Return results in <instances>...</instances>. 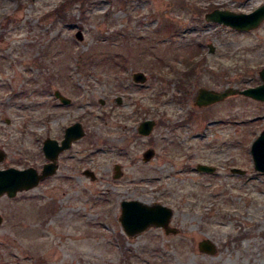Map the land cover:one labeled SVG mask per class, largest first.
<instances>
[{"label": "rangeland", "instance_id": "rangeland-1", "mask_svg": "<svg viewBox=\"0 0 264 264\" xmlns=\"http://www.w3.org/2000/svg\"><path fill=\"white\" fill-rule=\"evenodd\" d=\"M62 1L0 0V168L40 170L44 138H62L75 121L85 130L54 175L0 197V264H264V173L250 154L264 102L236 94L204 111L193 105L199 87L261 83L264 21L240 31L204 14L249 13L264 0H68L55 12ZM136 71L144 84L132 81ZM146 118L156 124L140 136ZM200 163L215 170L197 171ZM131 199L171 207L178 232L127 237L118 218ZM202 239L214 254L198 250Z\"/></svg>", "mask_w": 264, "mask_h": 264}, {"label": "water", "instance_id": "water-1", "mask_svg": "<svg viewBox=\"0 0 264 264\" xmlns=\"http://www.w3.org/2000/svg\"><path fill=\"white\" fill-rule=\"evenodd\" d=\"M205 20L210 22H217L233 29L240 31H249L257 28L264 21V4L257 6L249 13L233 12L230 10L215 9L207 12L204 16ZM78 40L82 39L81 30L75 33ZM213 48H210L212 51ZM261 83L244 89L225 88L221 91L199 87L196 91L193 105L197 107H206L211 104L223 101L227 97L240 94L251 99L264 102V66L258 72ZM134 82L144 83L147 76L141 72H135L132 76ZM63 104H68L71 100L62 95L59 90L54 92ZM120 103V98H117ZM103 103V100H101ZM156 122L153 119H146L139 123L137 128L138 133L143 136H148L155 126ZM85 131L80 122H74L65 129L64 138L61 143L55 139L46 138L43 141L42 149L45 158L48 160L43 164L40 171L29 166L26 168L7 167L0 168V197L7 195L12 198L19 192L28 191L36 187L39 182L49 176L54 175L58 169L57 159L59 154L70 147L71 142L75 139L83 137ZM250 154L252 157L253 168L259 173H264V129L252 141L250 146ZM154 155L153 149H147L143 153V160L148 161ZM3 153L0 152V160H2ZM197 171H204L211 173L215 170L213 166L207 164H197ZM232 173L244 174L245 170L233 167ZM86 176L94 179L95 176L92 171H84ZM121 175V166L114 165V178ZM173 216V209L162 203H145L137 199L122 200L120 202L119 223L124 234L127 237H134L149 228L156 227L163 230L165 234H176L178 229L171 225V218ZM3 217L0 214V224ZM198 250L206 254H214L216 252L215 244L209 239H202L198 242Z\"/></svg>", "mask_w": 264, "mask_h": 264}, {"label": "trees", "instance_id": "trees-1", "mask_svg": "<svg viewBox=\"0 0 264 264\" xmlns=\"http://www.w3.org/2000/svg\"><path fill=\"white\" fill-rule=\"evenodd\" d=\"M63 1L60 2L59 5L56 8H54L55 12H60L61 11L60 7L64 6L65 2H68V0H63ZM63 17L64 18L66 17L65 13L63 14ZM186 66H187V72H188L186 76L189 77V75H191L193 64L192 63H188V64H186ZM176 81H177L176 82L177 86L180 88L179 90L183 93V94L179 95V97L177 98V102L178 103H183L186 100V94L188 92V86L186 85L188 81L185 80L184 78L177 79ZM188 119H190V118H188ZM0 259H1V257H0Z\"/></svg>", "mask_w": 264, "mask_h": 264}, {"label": "flooded vegetation", "instance_id": "flooded-vegetation-1", "mask_svg": "<svg viewBox=\"0 0 264 264\" xmlns=\"http://www.w3.org/2000/svg\"><path fill=\"white\" fill-rule=\"evenodd\" d=\"M133 74H134V72L131 74V79H132V76H133ZM132 81H133V79H132ZM134 82V81H133ZM135 84H140V85H142V84H144V83H138V82H134ZM198 89V88H197ZM197 89H196V91H197ZM196 91H195V94H196ZM188 93V92H187ZM188 95V94H187ZM195 97V96H194ZM117 98H120V103L117 101ZM115 101L118 103V104H120L121 105V103H122V98L120 97V96H116L115 97ZM194 101V100H193ZM196 108H198L197 110H200V111H202L203 109H205L206 107H197V106H195ZM204 111V110H203ZM187 118V117H186ZM188 118H192V114H189L188 115ZM147 119V118H146ZM146 119H143V120H146ZM149 119V118H148ZM142 120V121H143ZM154 120V119H153ZM75 122H79V121H75ZM156 122V121H155ZM74 123V122H73ZM72 123V124H73ZM81 123V122H80ZM140 123V122H139ZM71 125V124H70ZM70 125H68V126H70ZM68 126H66L65 128H64V131H63V136H62V138H60V139H55L57 142H59V143H61V141L63 140V138H64V133H65V129L68 127ZM138 126H139V124H138ZM138 126H137V128H138ZM83 127V126H82ZM137 128H136V131H137V133H138V130H137ZM84 129V128H83ZM85 131V130H84ZM85 135V134H84ZM138 135H140V136H143V135H141V134H139L138 133ZM46 138H51V137H46ZM46 138H44V139H46ZM81 138H83V137H81ZM81 138H78V139H75L74 141H72L71 142V145H70V147L69 148H67V149H65V150H63L60 154H59V156H58V159H59V157H60V155L62 154V153H64V152H67V151H69L70 150V148L72 147V145H73V143L74 142H76V141H78L79 139H81ZM54 139V138H53ZM148 149V148H147ZM146 149V150H147ZM145 150V151H146ZM144 151V152H145ZM58 159H57V163H58ZM46 163V162H45ZM45 163H43V164H45ZM58 166H59V163H58ZM86 170H89L88 168L87 169H84L83 170V174H84V171H86ZM89 171H91V170H89ZM114 171V170H113Z\"/></svg>", "mask_w": 264, "mask_h": 264}]
</instances>
